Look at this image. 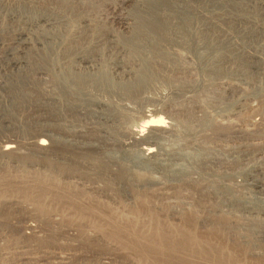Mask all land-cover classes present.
<instances>
[{"label":"bare ground","instance_id":"1","mask_svg":"<svg viewBox=\"0 0 264 264\" xmlns=\"http://www.w3.org/2000/svg\"><path fill=\"white\" fill-rule=\"evenodd\" d=\"M27 1V4H30L32 7L31 0ZM10 3L12 4L10 6V24L17 30V33L26 32L24 35H21L22 33L17 34L15 30L12 32L13 34H10V41L14 47L12 49L10 46L11 60L9 66L19 63L17 54L20 52L23 53V56L26 55V66L16 73H12L11 70L6 71V73L4 72V93H6L4 95L10 98L11 103L14 101L12 104L17 105L18 103H22L28 108H39L42 111L41 116L43 120V124L39 128L40 130H44L41 132H51L52 135L45 134V137L40 136L36 140L32 139L34 140L31 141L32 143H22L23 145L30 146V149L28 148L31 154L30 160L46 159L44 161L45 170L44 168L43 171L40 169L37 171L34 170L35 172L32 171L31 176H29L31 170L24 169L26 170V174L18 175L19 173L15 174L18 167L17 170L11 167L9 169L8 167L6 171L5 167L7 165L4 166L5 172L4 170L0 171V199L10 195L11 183L18 182V185H22V187L30 192H27L29 194L42 192L43 194L54 196L59 200L64 199L68 204L76 205L80 210L85 209V213H93L95 208L87 209L86 205L81 206L78 204L81 198L90 197L87 196L89 193L87 192L88 190L86 191L90 187L88 186L86 188L83 185H79V181L83 180L84 182L90 177H95L98 181H102L106 185L103 188L106 192L112 193L114 196H119L123 192L132 194L135 199L134 201L140 204L139 206L136 205L135 208L130 207L133 209L131 211L132 218L126 214L130 220L123 222L115 220L116 218L113 219L114 217H109L110 219L107 218L108 224L106 223V226L109 227V236L112 239L124 235L126 241L128 240L127 238H129L128 241L131 239H137L139 241V244L138 242L133 243L140 246L137 248H140L145 256V260L143 258L141 261L142 263L148 262L147 260H149V264H264V253L258 256L252 254V240L249 237L246 238L247 240H237L235 238L230 244L224 241H218L221 240V236H224L226 228L234 229L235 233L240 232L239 222H236L235 226L234 224L232 226L234 222H232L233 219H231V216L234 213L233 206H235V209L241 207L244 209L245 206L242 204L243 201L239 202L240 200L233 196L230 187L227 186L228 184L223 185L216 182V179H220L221 177L214 176L211 179L207 178L206 183H204L214 193L220 192L218 194L221 195H215L213 197H217L216 199L218 200H224V202L225 200L229 202L227 204L230 211L226 212L222 208L214 207L212 214H208L206 216L207 218L203 217L204 222L202 220V225L207 230H215L214 234L203 236L196 232L199 225L197 220L199 215L195 209L188 210V212H181L179 209L178 214L181 219V224L174 227L169 224L170 221H165L168 215V209L163 207L159 211L156 210L157 208H153L155 205L153 207L148 206L151 202L148 199L153 196L155 183L157 182V179L152 177V170L157 171V173L159 171V175L163 177L168 176L170 181H175L179 184L188 183L189 180L192 181L190 179L192 174H194L192 176L196 174L197 177L195 178H201L202 173L200 171L199 157L202 155H200V146L197 142L201 131H205L204 127H202L203 115H200L202 112L201 100L195 99L194 114L196 117L201 116L202 119L197 118L195 120L196 125H193L194 128L192 126H185L184 133L186 134L175 126L172 129L173 132H171V128L167 126L165 119L158 116V112L153 111L154 109L151 108L150 110L148 106L140 108L137 114H127L131 109V103L129 104L128 101L130 97L135 96L139 98V94L141 93L148 94L151 98L159 97L163 96L166 90L168 92L173 87V79L184 75L182 72L184 63H181L183 55L186 56L188 54L190 58L201 61V63L203 61L204 64L202 65L204 66L202 68L205 67L206 70L212 72L213 77H218L217 72L219 71H221L220 74H225L222 77H231L232 73L229 68H220L221 62H227L230 55L223 56L220 53L222 49L230 52V48L236 45L237 34H240L241 30L245 31L246 28L241 26V29L232 30L230 29V25L235 22L236 24L243 22L237 17L236 19H226L222 15L214 14L213 16L211 14V16H207L208 14L206 15L203 11L206 6L204 0H132L131 8L136 23L134 28L132 27L130 36L127 39L125 38V45L130 50L129 52H132L130 53L131 56L128 54L130 58L133 61L135 60L144 64L146 72L149 75V82L145 80L146 82L142 83L139 89L135 86L136 88L129 87L128 89L126 87L125 90H122V88L113 86L109 82L110 78L107 81L106 76L113 75L114 71L118 68H123L124 64L107 63L104 60V54L102 52H93L90 49L82 47L83 44L76 41L75 37L77 34V30L75 29L78 26L76 24L77 22H70L68 19L69 22L66 21L67 23L65 24L60 22L61 26L53 25L54 27L51 29L40 25L41 22L43 24L49 23L50 19L60 17L64 13L61 7L57 11L46 9L43 11H35L31 7L22 10L18 6L20 0H11ZM253 5L252 9L260 8L263 10L264 0H255ZM168 11L171 13V16L168 14ZM168 15L170 18H168ZM172 16L174 19H171ZM256 17L258 16L254 14V18H252L255 20ZM223 18L226 20L224 21ZM82 20H84V23L86 22L87 27H90L91 33L93 34L97 26L95 21L85 16ZM225 24L229 26L228 30L223 28ZM263 27V25L259 26L256 24L253 27L251 26L248 31L256 36L257 39L264 38ZM216 28H220L221 30L217 31L215 30ZM1 37L0 43H4V39ZM239 56L257 67L260 64L256 47L252 43L243 44ZM178 60H181L179 63L182 64L183 68L181 65H178L179 63L176 64ZM16 66V68H19L21 64L19 66L17 64ZM82 67L92 69L93 75L76 77L75 72ZM261 75L263 77L264 74ZM201 84L208 85L210 83L208 80H203ZM0 99L3 100L1 96ZM16 107L14 105L10 108V114L8 116L12 120H10L12 122L10 124L17 123L21 126V129H25V123L28 122L22 123L24 120L20 122V111ZM191 113L188 111L189 116ZM150 133L167 135L169 138L166 139L167 142L165 145L162 146V143H159L160 147L156 139H146L147 134ZM188 138H191V141ZM185 142L187 143L185 144ZM15 146L8 140L2 141L0 143V157L10 155V149L13 150ZM131 146H137L138 156H134L135 154L132 156L126 154L127 157H123V154L127 153V149ZM158 146L161 149L160 152L156 150ZM115 151L117 155L114 153ZM51 153L56 154L54 157L58 162L59 170L55 169V174L52 172L53 164L47 160V157ZM118 153L121 155H118ZM9 159L10 161L12 160L11 157ZM13 159L16 160V164L20 165L19 167H22L23 159L21 160L18 157H14ZM144 160L147 165H140L139 162L143 161L145 163ZM12 171L15 172L12 173ZM255 174H248V178L244 179L245 181L248 180V182H244L243 185H248V188L260 187L261 189L262 183ZM72 178H75L79 184L73 180L71 181ZM253 182L255 184H252ZM55 183H60V190L56 187H50L51 184ZM133 183H142L143 186L141 187L145 189L138 191L136 190L137 187L135 188V184L133 186ZM197 184L201 185L200 180ZM13 188V193L16 194H22L24 191V189L20 191L18 187ZM15 188L19 190L17 189V192L14 191ZM84 188L86 189L84 190ZM24 192V195H26V190ZM156 192L158 193V191ZM29 194L27 195L30 196ZM38 194L39 196L33 194L35 196L34 198H36L34 202L37 206H40L44 203V201L43 203L41 202L40 198L43 194ZM103 194L105 193L103 192ZM95 197L93 199L97 198ZM116 199L118 198L116 197ZM97 201L99 202V199ZM115 201L118 202V200ZM248 205L252 210H258V208L260 210L261 208L263 209L262 206L253 205V203L248 202ZM105 207L107 208V205ZM44 210V208H40L38 212L42 214ZM101 210L103 211V208ZM108 214L110 216V213ZM120 214L121 212L119 216ZM123 214L121 215L122 217ZM140 217L147 219L146 225L141 224ZM205 220H209V223H206ZM242 234V237H247ZM121 240L123 239L121 238ZM124 243L127 245L126 242Z\"/></svg>","mask_w":264,"mask_h":264},{"label":"rangeland","instance_id":"2","mask_svg":"<svg viewBox=\"0 0 264 264\" xmlns=\"http://www.w3.org/2000/svg\"><path fill=\"white\" fill-rule=\"evenodd\" d=\"M10 1L11 0H0V35L3 38L0 37L4 39V43H0V96L3 99H0V101H2L0 108L2 111H0V143L8 140L12 145H16V148L14 147L13 150L10 149V155L0 157V171L4 170L5 172L4 166L7 165V167H5L6 171L8 170V167L9 169L11 167L14 170H17L18 167L19 171L17 170L15 174L19 173L18 175H24L26 174L25 171L28 169L31 170L29 173V176H31V172H35L34 170L37 171L40 169L43 171L45 164L44 161H46V159L30 160L31 154L28 150V148L30 149V146L23 144H29L40 136L45 137V134L52 135V133L41 132L44 130H40L39 128V126L43 124L41 116L42 111L39 108H28L22 103H18L17 105L12 104L14 101L11 103L10 98L7 97V95H4L6 94L4 93V72L6 73V71L8 72L11 70L12 73H16L18 70H21L26 66V55L23 56L22 52L17 54L19 60V63L17 64L18 66L21 64V66H19V68H16L17 64L9 66L11 60L10 49H13L14 47L10 41V34L16 30L10 24V6H12ZM131 1L132 0H31V3L33 4H31V7L30 4H27V0H20L18 6L22 10L31 7L35 11H43L44 9L57 11V9L61 7L64 13H62L60 17L50 19L49 23L47 22L43 24L41 22L40 25L45 26L47 29H51L54 26H61L60 22L64 24L67 23L66 21H68V19L70 22H77L76 24L78 26L75 27L77 34L75 37L76 41L83 44L82 47L90 49L93 52H102V54H104V60L107 63L113 62L115 64H124L123 68H118L114 71L113 75L106 76V79L107 81L110 80L109 82L112 83L113 86L125 90L126 87L129 89V87L135 86L139 89V87L141 88V84L146 82L145 80L149 82V75L148 72H146L144 64L135 60L133 61L130 58V53L132 52H129L130 50L127 45H125V41L130 36L136 23L135 16L132 13ZM204 1L206 6L205 8L203 7V11L206 15L208 14L207 16H211V14L213 16L214 14L222 15L226 19H236L237 17L243 23H232L230 29L237 30L238 28L241 29V26L246 27L245 31L241 30V33L237 34L238 36L236 38L235 47L230 48V52H226L225 49H222L221 51L223 53H220V55L223 56L230 55L227 60L228 63L222 61L220 68H229L232 76L222 77L225 74H220L221 71H219L217 72L218 77H213L211 74L212 72L206 70L205 67L202 68L204 66L202 65L204 64L203 61L201 63V61H196L195 59L190 58L188 54H186V56L183 55L181 63H184V68L182 64L179 63L181 60H178V62L175 61L176 64L179 63L178 65H181L183 68L182 72L184 75L179 77L180 80L178 81L179 78L173 79V87L168 92L166 90V93H164L165 95L163 94V96L153 97V99L150 95L148 96V94L145 95L144 93H141L139 94V98H136L135 96L130 97L128 101L129 104L131 103V109L127 114H137L140 108L148 106L150 107V110L151 108L154 109L153 111L158 112V116L165 119L167 126L171 128V132H173L172 129L177 127L182 130L183 133L186 128L185 126H192L194 128L193 125H196L195 120L201 118L203 115L202 127H204L205 131H201L200 137L197 141L200 146V155H202L199 157V165L200 168L204 170V172H202L200 169L202 173L201 178H195L197 177L196 174L195 176H192L194 175L192 174L190 176L192 181L189 180L188 183L179 184L178 182L170 181L168 176L167 178L159 175V171L157 173V171L152 170V177L157 179V182L155 183V192H153V196L148 199L151 201L148 206L150 205L149 207H153L154 205H157L153 208H157L156 210L159 211L160 208L163 207L168 209V215L165 221H170L169 224L174 227L181 224V219L178 214L179 209L181 212H188V210L195 209L199 215V218L197 219L199 225L196 232L203 236L214 234L215 230H207L201 222L202 220L204 222V218H207L206 216L208 214H212L214 207L222 208L226 212L230 211L228 208L229 202L226 200L224 202V200H218L216 199L217 197H213L215 195H221L218 194L220 192L214 193V191L209 189L204 183H206L207 178L211 179L214 178V176L221 177L220 179H216V182L223 185L228 184L227 186L230 187L233 196L236 199H239V202L243 201V206H247H244V209L243 207L235 209V206H233L234 213L231 209L234 216H231V219H233L232 222H234L232 223V226L233 224L235 226V223L239 222L240 232L235 233L234 229L226 228L224 236H221V240L218 241H224L230 244L235 238L237 240H247L246 238L249 237V239L252 240V254L258 256L264 253V75L263 77L261 75L264 74V38L257 39V37L250 33L248 29L256 24L264 26V9H252L255 0ZM59 14H61V12H59ZM168 14L171 16L169 11ZM254 14L258 16L255 20L253 19ZM84 16L88 18L90 17L95 21L97 26L95 25L96 29H94L95 32L93 31V34L91 33L90 27H87L85 24L86 22H83L84 20H82V18ZM170 16L168 15V18H170ZM172 18L173 16L171 19ZM226 19H224V21ZM246 19H248V21H246ZM227 26L228 25L225 24L223 25V28L228 30L229 26ZM215 30L220 31L221 29L216 28ZM15 32L17 33V30ZM25 32L20 33H22L21 35H24ZM81 32L83 36L81 35ZM248 43H252V45L256 47V53L260 63L258 66L259 68L239 56L241 46ZM87 75H93L92 69L89 67H82L75 72L76 77H87ZM208 78L211 79L209 80ZM175 80L177 81L175 82ZM203 80H208L210 84H201ZM195 96L197 97L195 98ZM195 99L201 100L202 102L201 116L197 117L194 114L196 105ZM14 105L15 107L18 106L16 108L20 111V122L23 120L22 123L28 122L25 123V129H21V126L17 123L10 124L12 123V120L8 117L10 114L9 111ZM188 111L190 113L192 112L190 116ZM28 131L31 133L28 134ZM148 138L156 139L158 144L162 143L161 145L163 146L167 142L166 139L169 137L159 133H150L147 134L146 139L149 140ZM188 139L191 141V138ZM186 143L187 142H185V144ZM158 147L156 150H159L158 152H160L161 146ZM127 150L128 152L126 151L127 153L123 154V157H127L126 154H130L131 156L134 154V156H136L138 154L137 146H131ZM114 153H116V151ZM119 154L120 153H118V155ZM55 155L56 154L51 153L50 156L47 157V160L53 164L52 172L54 174L56 173L55 169L59 170L58 162L54 157ZM10 157L12 159L11 161L9 159ZM14 157L21 158V160L23 159V169H21L22 167H19V164L15 163L16 160L13 159ZM144 162L145 163L141 161L139 164L147 165L145 160ZM21 171L22 173H20ZM14 172L15 171H12V173ZM248 174H255L258 177L262 183L261 189L260 187L248 188V185H243L244 182H248V180H244L248 178ZM90 178L87 181H84L85 183L83 180L79 181L80 184L75 178H72L71 181L73 180L75 183H78L81 186L83 185V187L88 188L89 186L91 188H84V190H88L87 192L89 193L87 196L90 197L81 198V201L78 204L81 206L86 205L87 209L95 208L94 210L96 212L94 211L93 213H85V209L80 210L76 205L68 204L64 199L59 200L54 196L43 194L42 192H36L37 194L33 193L35 196H39L38 193L43 194V196L40 194V198L41 202L43 203L44 201V203L37 206L34 202L36 198H34L35 196L33 194H29L30 192L26 188L17 184L18 182L11 183L13 185L10 184V195L0 199V264H147L149 260H147L148 262H141L143 258L145 260V256L141 252V249L137 248L140 247L138 246L139 241H137V239H131L132 241H128L129 238H127L128 240L126 241V237L122 235L113 238L116 239L113 240L112 237L109 236V227L106 226L108 224V219H110L109 217H114L113 219L116 218L115 220L123 222L125 220H130L128 217L132 218V208H135L136 205L139 206L140 204L137 201H134L135 199L132 194L123 192L125 195L122 193L119 194V196H114L112 193H108L103 189L106 185L103 184L102 181H98L95 177ZM198 179L200 180L201 185L197 184L199 181ZM97 181L98 185L96 184ZM166 181L167 183L169 182V184H167ZM57 184L58 183L51 184L50 187H56L60 190L61 185L60 183ZM134 184L138 191H143L145 189L144 187H141L143 186L142 183H133V186ZM146 184L148 183L146 182ZM252 184H255V182ZM13 187H18L20 191H23V189L24 191L26 190V193L29 192L27 194L30 196L27 194L24 195V191L22 194L13 193ZM95 187L98 188L96 189ZM18 188H15L14 191L17 192ZM92 191H95L96 194ZM156 191H158V193ZM103 192L105 194H103ZM31 195L33 196L31 197ZM93 197L96 199H93ZM116 197L118 199H116ZM98 199L99 202L97 201ZM115 200H118V202ZM85 201L86 203H84ZM248 202L253 203V205H260L263 209L261 208L260 210L258 208V210H252L249 206L250 204L248 205ZM105 205H107V208ZM40 208L45 209L44 213L40 214L38 212ZM101 208H103V211ZM169 209L171 210L169 211ZM103 212L105 213L103 214ZM120 212L121 214L119 216ZM108 213H110V216ZM122 213H124L123 217L126 218L121 216ZM91 214L93 216L95 215L97 218L95 216L93 217ZM126 214L127 216H130L127 217ZM141 218L142 217L139 218L141 224L143 223L146 225L147 219ZM208 221L209 220H205L206 223H209ZM240 233H243L242 235H246L247 237H242ZM121 238L123 240H121ZM124 242H126L127 245H125ZM133 242H138V244H134ZM135 245L137 246L134 247Z\"/></svg>","mask_w":264,"mask_h":264}]
</instances>
